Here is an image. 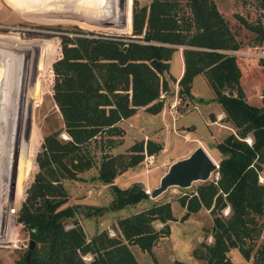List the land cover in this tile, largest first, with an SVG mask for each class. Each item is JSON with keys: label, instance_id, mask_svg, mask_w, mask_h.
Instances as JSON below:
<instances>
[{"label": "trees", "instance_id": "obj_1", "mask_svg": "<svg viewBox=\"0 0 264 264\" xmlns=\"http://www.w3.org/2000/svg\"><path fill=\"white\" fill-rule=\"evenodd\" d=\"M256 2L264 8V0ZM46 3L42 18L59 9L55 6L48 11ZM98 4L96 9L89 2L78 6L81 25L92 27L93 21L102 17ZM104 5L106 13L101 20L114 24L99 22L96 27L122 31L125 25L122 27L120 21L126 22L130 15V34L74 30L59 35L62 57L53 61L51 68L57 74L54 98L63 125L45 136L47 152L34 174L28 205L16 197L24 188L26 167L13 145L15 141L2 143L5 162L12 164L11 169H5L12 188L9 197L0 202V210L9 215L10 223L4 237L20 222L35 241L28 257L24 251L15 264H139L130 245L154 258L152 246L169 234L168 221L175 219L169 200H152L148 206L116 218L112 234L102 228L87 237L75 216L76 204L67 202L63 179H80L78 173L97 163L95 178L109 184L113 197L107 205L86 210L87 216L149 198L142 184L119 187L113 179L126 166L137 164L144 151L157 153L162 147L160 142L151 138L133 142L125 160L111 150L121 143V138H114L124 132L120 120L139 106L150 113L161 109L160 92L168 89L163 73L178 46L182 56V72L176 79L178 96L191 97L192 78L204 74L213 92L211 99L219 103L233 130L215 143L221 154L214 170L216 178L177 197L184 207L179 220L200 206L213 214L211 242H200L202 248L191 253L202 260L201 264H233L227 251L235 247L246 260L251 259L250 264H264V244L255 243L264 225L259 220L264 212V184L258 180L264 162V94L259 104L246 99L239 80L240 68L234 54L226 51L237 49L240 42L226 19L214 0H150L141 6H136L134 0L128 6L125 0L122 9L118 8V0H104ZM58 11L61 14V9ZM240 19L254 33V41L264 44V24ZM46 42L45 51L49 52L52 43L49 39ZM260 63L264 66V59ZM6 77L0 78V101L5 106L9 101ZM15 134L10 138L14 140ZM225 206L229 210L222 215L220 210ZM85 255L88 262L84 261ZM173 264L189 263L174 259Z\"/></svg>", "mask_w": 264, "mask_h": 264}, {"label": "rangeland", "instance_id": "obj_2", "mask_svg": "<svg viewBox=\"0 0 264 264\" xmlns=\"http://www.w3.org/2000/svg\"><path fill=\"white\" fill-rule=\"evenodd\" d=\"M21 1L0 0V78L8 75L5 89H8L6 92L9 95V106L8 104L5 106L0 101V194L8 198L12 188L11 181L5 172L7 167L12 168V164L11 162L10 164L5 162L7 155L2 143L15 141L13 145L17 146L16 151L20 155L22 165L24 168L26 167L23 181L24 188L20 189L16 197L23 199V202L28 205L32 201L30 193L33 187L34 174L40 168L41 160L47 152L45 136L53 130L61 129L63 125L54 98L57 74L51 68V63L62 57L59 35L61 33L69 35L74 30L128 35L131 29L129 30L130 15L122 31L96 27L99 22H104L102 21L106 13L104 0H47L46 8L48 11L55 8V6L57 9H61V14L56 13L59 12L58 9L54 15L49 14L51 16L47 18L18 13L15 8L20 7L21 9L22 6L19 5ZM126 1L130 6V0ZM134 1L136 6H141L147 4L150 0ZM31 2L34 3L35 1L27 0V4ZM88 2L93 3L95 9L99 3L97 9L99 7L98 13L103 19L101 20L102 17H100L99 20L93 21L94 25L92 27L87 28L79 22L78 6L81 4L84 6ZM214 2L226 19L235 38L240 42V46L237 48L239 52L249 50V47L259 44L254 41V33L240 19L243 18L251 23L258 21L264 24V8L259 7L256 0H214ZM46 39H49L52 43L49 52L45 51L47 49ZM122 39L127 40L125 37H122ZM180 52L181 46H178V49L173 52V56L170 58L167 71L163 73L167 80L168 89L160 92L159 96L163 100L161 109L157 113H150L143 106H139L131 116L118 122L124 132L114 138H121L122 143L114 149L112 148L111 151L119 153L124 160L130 152L129 146L135 141L154 138L162 142V144L160 143L161 149L152 154L151 162L143 155V158L137 164L126 166L125 169L116 174L114 182L121 186L140 183L142 186L149 185L151 188L156 185L159 175L167 165L186 152L185 146L189 144L192 146L198 142L190 141V137H197L217 161L213 153L215 143L220 140L221 134L211 130L210 125L201 122V116L207 113L213 114L216 111L215 107L220 105L216 100L211 99L213 96L212 89L204 74L201 73L192 78L191 97L178 96L176 79L179 75ZM40 53H42L41 57L38 58ZM234 56L240 68V78L246 91V99L250 103L259 104L261 96L259 97L258 93L264 90V66L261 67L260 58L239 53H235ZM10 74L13 75V78L10 77ZM1 83H3L2 80L0 81L2 86ZM9 90L12 92L10 93ZM1 93L2 88L0 89ZM179 113L182 114L178 115ZM220 121L225 122L226 120L222 118ZM186 125H189L188 129L184 128ZM12 133H16L14 140L10 138ZM198 133L203 135L198 136ZM97 155L98 151L95 153V156ZM96 171L97 163L78 173L80 179H63L67 191V202L76 204L75 216L82 225L87 237L102 228H106L108 234H112L113 229L111 227L118 216L129 214L149 204L148 200L144 199L135 204L125 205L120 209L105 210L100 214L93 213L89 216L85 215L86 210L107 205L113 197L109 184L102 183L95 178ZM124 171L127 173L125 172V176L122 177L121 172ZM258 175L259 182L264 184V162ZM214 177L215 174L212 172L208 180ZM137 180L140 181L136 182ZM201 182L203 181H194L189 187L183 188L168 187L153 200H171L173 203L172 212L177 214L176 208H181L177 197L190 192ZM6 199H0V202ZM220 214L223 215L222 210H220ZM212 216L213 214L210 211L203 209L195 213L188 222L183 220L171 222V237L169 235L168 238L162 237L157 240L155 249H152L153 259L146 253L140 254L136 246H132V252L141 264H151L150 258L155 262L157 258L160 264H169V254H172L171 258L187 257L186 251H189V249L199 250L202 248L200 242L196 240L198 235L202 237L199 239L201 242H209L210 236L207 237L206 234L209 233ZM8 217L7 213L0 210V264H15L16 259L26 250L28 239L31 238L20 222L5 238L4 234L9 231L10 227V223L7 221ZM259 220L264 222V212ZM196 224L198 228L195 229ZM186 228L191 229L184 230ZM192 228H194L195 232L193 234L195 236L191 238L192 245L187 247L184 241L189 238L186 236L192 233ZM260 242L264 244V225L260 235L255 240L256 244ZM251 253H253V250ZM87 256L85 255L84 260L86 262L89 261ZM229 256L235 264H245L244 257L237 248L231 249ZM247 261L250 264L251 259L249 258ZM197 262L194 264H198Z\"/></svg>", "mask_w": 264, "mask_h": 264}, {"label": "water", "instance_id": "obj_3", "mask_svg": "<svg viewBox=\"0 0 264 264\" xmlns=\"http://www.w3.org/2000/svg\"><path fill=\"white\" fill-rule=\"evenodd\" d=\"M125 0H118V8L122 9ZM122 27L125 25V19L120 21ZM103 25H113V21H104ZM126 45H123L125 47ZM232 91H228L231 94ZM248 141V140H247ZM218 162L214 160L205 148L200 144H196L186 155L172 160L165 170L159 175L157 184L150 188L149 198H155L168 187H189L194 181H206L217 168ZM217 174L215 173V178ZM35 241L28 239L25 258L28 257L30 251L34 247Z\"/></svg>", "mask_w": 264, "mask_h": 264}, {"label": "crops", "instance_id": "obj_4", "mask_svg": "<svg viewBox=\"0 0 264 264\" xmlns=\"http://www.w3.org/2000/svg\"><path fill=\"white\" fill-rule=\"evenodd\" d=\"M179 55H180V61H179V75L181 74V72H182V56H181V52L179 53ZM173 56V55H172ZM169 61H170V59H169ZM170 63V62H169ZM261 67H263V65L261 64ZM202 74V73H201ZM179 75H178V77H179ZM240 80V84H241V86H242V89H243V91H244V94H245V97H247V95H246V91H245V89H244V87H243V82H242V79L240 78L239 79ZM264 94V90H261V92H259L258 93V96L260 97V96H262ZM213 97V96H212ZM205 102V101H204ZM203 102V103H204ZM206 103V102H205ZM215 109H216V111L213 113V114H202V116H201V122H205L207 125H210L209 127H210V129L211 130H215V132H218V133H220L221 134V137H220V139L224 136V135H226L229 131H233L232 130V128L229 126V123L227 122V121H225V122H221L220 120L222 119V118H224V112L222 111V109H221V107L220 106H216L215 107ZM180 114H182V113H179L178 115H180ZM131 116V115H130ZM208 120V121H207ZM166 121V120H165ZM167 122V121H166ZM169 124V123H168ZM218 125V126H217ZM188 127H189V125H186L184 128H187L188 129ZM228 129V130H227ZM203 134H199L198 133V136H202ZM151 139H153V140H155L154 138H151ZM190 141H198L196 144H198V143H200L203 147H204V145L200 142V140L197 138V137H190ZM189 141V140H188ZM122 143V142H121ZM121 143H119L118 145H120ZM161 144H162V142H160ZM132 144V143H131ZM196 144H193L192 146H191V144H189V145H187V146H185V148H186V152L185 153H183V154H181V156L180 157H182V156H184V155H186ZM117 145V146H118ZM205 148V150L207 151V149H206V147H204ZM215 149H214V153H213V155L215 156V158H219L220 157V152L216 149V147H214ZM208 152V151H207ZM208 154L210 155V153L208 152ZM211 157H212V155H210ZM213 158V157H212ZM214 159V158H213ZM215 160V159H214ZM127 171V170H126ZM126 171H124V172H121V174H123V176L122 177H124L125 176V172ZM127 173V172H126ZM116 176V175H115ZM122 177H120L121 179H122ZM119 178V179H120ZM140 181V180H139ZM138 180L136 181V182H139ZM113 183H115V184H117L116 182H114V179H113ZM144 184H147V183H144ZM119 187H126V186H121L120 184H117ZM131 185V184H130ZM130 185H128V186H130ZM149 186V185H148ZM154 198H150V199H146V200H148V202H149V204H151V202H152V200H153ZM170 201V205H171V208L173 207V203H172V201L171 200H169ZM138 203V202H137ZM148 204V205H149ZM147 205V206H148ZM146 207V206H145ZM143 208V207H142ZM141 209V208H140ZM177 209V214H174L173 212H172V209H171V212H172V215L174 216V218H176V219H171V220H169L168 221V226H169V234L167 235V236H165L164 238H168L169 237V235H170V237H171V222H176V221H181V220H179V217L183 214V212H184V207L183 206H181V208L179 209V208H176ZM205 210V211H208L209 212V209L208 208H206V207H204V206H200L196 211H194V212H191L185 219H183V221L184 222H188L189 221V219L190 218H192V216L195 214V213H198V212H200V211H202V210ZM229 209V208H228ZM137 210H139V209H136V210H134V211H132V212H135V211H137ZM131 212V213H132ZM127 215V214H126ZM122 216H124V215H122ZM118 217H121V216H118ZM117 217V218H118ZM116 220V219H115ZM182 223V222H181ZM193 224V223H192ZM194 226V225H193ZM199 227H200V225H199ZM183 228V227H182ZM194 228L196 229V228H198V225L196 224V226H194ZM194 228H192L193 230H191L192 231V235L190 234V235H188V236H186V237H189L186 241H184L185 242V246H187V247H190L191 245H192V243H191V238H193L194 236H195V234H193L195 231H194ZM191 229V228H190ZM190 229H188V228H186V229H184V230H190ZM183 230V231H184ZM209 232V231H208ZM95 233V232H94ZM92 235V234H91ZM187 235V234H186ZM206 236L207 237H209L210 236V240H209V242H204L205 244H208V243H210L211 242V239H212V237H211V235H210V232L209 233H207L206 234ZM202 237L200 236V235H198L197 237H196V240H198L199 242H201L199 239H201ZM208 239V238H207ZM173 241H175L174 239H173ZM157 242L158 241H156L155 243H154V245L152 246V248H151V250L152 249H155V247H156V244H157ZM132 246H136V245H130V249H131V251H132ZM136 247H138V246H136ZM233 248H235V247H233ZM233 248H230L228 251H227V255L229 256V251L231 250V249H233ZM137 249H139V252H140V254L141 253H146V254H148L146 251H143V250H141L139 247L137 248ZM191 249H189V251H186L187 252V257H180V258H171V256H172V254H169L170 255V258H169V264H173V260L174 259H177V260H181V261H184V262H187V263H189V264H194V263H196L197 261V263L198 264H201L202 263V260L201 259H199V258H197V257H195V255L193 254V253H191ZM133 253V252H132ZM134 254V253H133ZM149 255V254H148ZM135 256V255H134ZM149 257H151L150 255H149ZM136 258V257H135ZM152 258V257H151ZM150 258V263L151 264H160V262H159V260L156 258V262L155 261H153L152 259ZM229 258H230V256H229ZM137 259V261L139 262V260H138V258H136ZM232 261V260H231ZM244 261H245V264H249V262L244 258ZM233 264H235L234 262H232ZM139 264H141L140 262H139Z\"/></svg>", "mask_w": 264, "mask_h": 264}, {"label": "built area", "instance_id": "obj_5", "mask_svg": "<svg viewBox=\"0 0 264 264\" xmlns=\"http://www.w3.org/2000/svg\"><path fill=\"white\" fill-rule=\"evenodd\" d=\"M238 50L239 49H231V50H226V51L231 53V54L239 53L241 55H246V56H250V57L254 56L256 58L264 59V44H262V43L261 44L259 43L258 45L255 44L254 46L249 47V50H246V51L241 50L239 52ZM172 105H174V104H172ZM61 136L66 137V135L63 132L61 133ZM143 153H144L145 158L149 162H151L152 161V154H146L145 151ZM258 180H259V175H258ZM142 188H143L144 192L149 195L150 187L147 185H143ZM228 210H229L228 206H225L222 209L223 214H226L228 212Z\"/></svg>", "mask_w": 264, "mask_h": 264}, {"label": "bare ground", "instance_id": "obj_6", "mask_svg": "<svg viewBox=\"0 0 264 264\" xmlns=\"http://www.w3.org/2000/svg\"><path fill=\"white\" fill-rule=\"evenodd\" d=\"M35 2H31L27 4V0H22L21 3V9L15 8V11H18V13L26 14V16H39L41 17L43 14V4L45 0H34ZM29 5V6H28ZM249 140V139H248ZM5 199L6 197L0 194V199Z\"/></svg>", "mask_w": 264, "mask_h": 264}]
</instances>
